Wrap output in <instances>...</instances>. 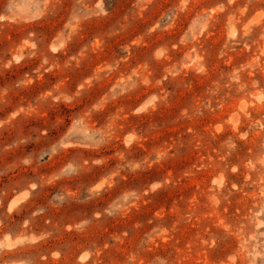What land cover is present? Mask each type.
Here are the masks:
<instances>
[{"label": "clouds", "instance_id": "obj_1", "mask_svg": "<svg viewBox=\"0 0 264 264\" xmlns=\"http://www.w3.org/2000/svg\"><path fill=\"white\" fill-rule=\"evenodd\" d=\"M137 29L89 70L95 54ZM212 31L218 47L206 46ZM146 40L158 42L144 50ZM57 70L71 81L61 76L25 92ZM196 81L203 87L170 114ZM45 111L47 121L37 119ZM218 112L207 132L194 130ZM179 125L191 135L140 150ZM5 133L0 156L17 152L15 167L58 166L51 178L34 174L0 192V264H183L193 249L196 264H264V0H0ZM194 148L207 153L197 163L209 176L210 214L190 243L165 227L149 230L151 219L103 231L143 197L178 183L154 170ZM53 182H71L79 194L61 183L44 196ZM70 202L91 207L57 214Z\"/></svg>", "mask_w": 264, "mask_h": 264}, {"label": "rangeland", "instance_id": "obj_2", "mask_svg": "<svg viewBox=\"0 0 264 264\" xmlns=\"http://www.w3.org/2000/svg\"><path fill=\"white\" fill-rule=\"evenodd\" d=\"M20 2L21 4H24L27 0H20ZM93 27L99 26L97 25ZM136 34H138V29L135 33H131L129 36L123 37L119 41H113L108 47L103 49L102 53L95 54L92 63L89 65V70H98L111 53L114 52L118 43L123 42V40L132 39ZM11 36L12 33H9L10 38ZM87 36V33L82 34L80 43L87 39ZM157 42L158 41L146 40L144 43V50L153 47ZM221 43L222 40L220 39L219 31H212L207 37L206 46L211 45L213 47H218ZM233 62L235 61L233 60ZM34 63L35 61H32L22 67H30ZM220 66L224 67L222 64ZM19 74L20 71L16 70L12 73L3 74V76L4 78H7ZM61 76H63L67 82H70L72 79L69 74L57 70L51 74H45L40 81H37L32 88L26 89L25 92L35 94L37 90L45 87L50 81L58 80ZM185 79H187V77ZM203 83V81H196L193 89L182 91L179 94L175 105L170 106L169 113L174 114V110L179 108L184 98L195 92L197 87H203ZM221 115H223V113L218 112L216 117H206L204 121H196L194 130L199 129L202 132H207L211 127L212 120L217 119ZM48 116L49 113L45 111L42 112L37 119L47 121ZM137 123L140 124L143 123V121H137ZM181 132H184L186 135H191V133L186 132V126L184 125L168 128L153 135L151 138L146 139L140 146V150L150 151L151 145L159 144L165 137H175ZM14 134L15 133L13 132L12 135ZM7 139H10L8 133H5L4 136H0V142ZM16 155H18V153L13 152L5 156H0V192H4L5 194H7L9 188L19 185L21 178H29L34 174L51 178L53 170L58 166V161L52 160L40 168L15 167V161L13 158ZM202 156L206 158L207 153H202L194 148L191 152L186 153L181 161L176 162L171 167L160 165L155 168V172H160L167 177H174L178 183L170 185L167 189L162 190L154 196L150 195L143 197L139 203H136L132 208L128 209V211L122 216H118L115 219L108 221L103 228V231L108 233L113 230L125 229L141 221H144L146 224V221L151 219L152 224L150 226L146 225L149 230L152 227H165L177 232L180 237L187 238L190 243L192 238L195 237L199 231L197 226L203 224L210 214L209 209L206 207V204L209 203L208 198L203 195V193H206L208 190L206 185L210 187L209 176L205 167H201L200 164L197 163ZM201 162L205 165L210 163L207 159H204ZM184 171H189V174L186 176L183 175ZM151 174L141 177L140 179H149ZM61 183L65 184L66 191L73 194H79V190L73 187L71 182H53L47 186V191L44 192V196H50L51 192L59 187ZM115 191L116 189L102 200L93 201L92 205L106 203L111 199ZM88 207H91V205H78L70 202L67 207L60 208L57 214L71 217L75 210ZM199 258V254L193 249L184 259L183 264H196V261ZM24 264H29V261L25 260Z\"/></svg>", "mask_w": 264, "mask_h": 264}]
</instances>
